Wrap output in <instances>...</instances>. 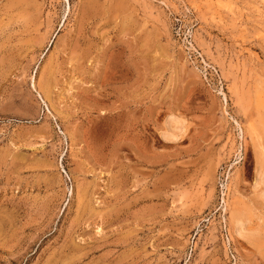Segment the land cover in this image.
I'll use <instances>...</instances> for the list:
<instances>
[{
	"label": "rangeland",
	"instance_id": "obj_1",
	"mask_svg": "<svg viewBox=\"0 0 264 264\" xmlns=\"http://www.w3.org/2000/svg\"><path fill=\"white\" fill-rule=\"evenodd\" d=\"M261 85L264 0H0V264H264Z\"/></svg>",
	"mask_w": 264,
	"mask_h": 264
},
{
	"label": "bare ground",
	"instance_id": "obj_2",
	"mask_svg": "<svg viewBox=\"0 0 264 264\" xmlns=\"http://www.w3.org/2000/svg\"><path fill=\"white\" fill-rule=\"evenodd\" d=\"M255 95L257 100L256 119L251 120L247 126V133L251 139L258 173L253 185V190L260 200H264V85L255 87ZM182 122L176 117H169L165 122V128L162 132V138L166 141H176L182 137ZM187 128V127H186ZM230 219L233 224L234 233L240 238H246L244 228L243 213L235 208L229 211Z\"/></svg>",
	"mask_w": 264,
	"mask_h": 264
}]
</instances>
